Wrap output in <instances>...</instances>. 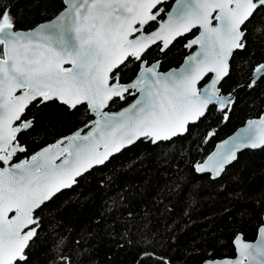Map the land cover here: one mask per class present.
<instances>
[{
    "label": "snow or ice",
    "instance_id": "1",
    "mask_svg": "<svg viewBox=\"0 0 264 264\" xmlns=\"http://www.w3.org/2000/svg\"><path fill=\"white\" fill-rule=\"evenodd\" d=\"M60 3L53 20L24 30L14 0H0V264H33L41 213L64 190L140 144L167 158L165 148L176 150L213 110L228 120L239 90L264 84V52L261 61L252 59L256 43L264 49V0H175L170 11L169 0ZM187 35L184 48L193 51L180 67L162 70L153 49L166 56ZM244 70L247 81L225 92L233 73ZM129 98L128 107L111 111ZM81 112L82 126L29 155L24 135L62 126ZM214 135L206 133L204 142ZM243 149H264V114L190 166L215 181ZM122 199L112 202L106 234L130 244L134 225ZM232 243L234 257L203 264H264V215L255 242L237 233ZM89 256L87 249L73 254L60 237L48 264H85ZM147 260L172 264L145 249L137 264Z\"/></svg>",
    "mask_w": 264,
    "mask_h": 264
},
{
    "label": "trees",
    "instance_id": "2",
    "mask_svg": "<svg viewBox=\"0 0 264 264\" xmlns=\"http://www.w3.org/2000/svg\"><path fill=\"white\" fill-rule=\"evenodd\" d=\"M61 9L60 0H14L12 10L19 14L20 27L30 29L53 18ZM183 40L179 39L166 56L153 49V58L164 62L162 70L181 64L188 52ZM252 52L253 61L262 60L264 49L259 43ZM131 75L128 73L125 79ZM249 75L250 70L233 73L225 92L237 83H245ZM131 100L118 101L111 109H119ZM237 100L228 120L213 110L191 136L178 142L176 150L165 148L167 158L161 155V149L140 144L118 155L106 168H98L78 187L64 190L41 213L43 232L33 264H48L60 237L65 238L73 254L89 250L85 264H137L145 249L170 259L172 264H203L209 257L235 256L232 241L236 234L254 240L264 214V149L240 152L238 162L229 165L215 181L195 173L190 164L203 160L217 141L247 119L260 116L264 111V84L254 91L239 90ZM81 118L82 112L62 126L49 125L46 131L38 128L39 135L28 133L22 140L29 151L35 150L82 126L78 123ZM211 129L215 135L205 143V134ZM181 149L187 156L181 154ZM121 198L124 214H132L130 244L106 234L105 225L114 218L112 202ZM144 264L157 262L147 260Z\"/></svg>",
    "mask_w": 264,
    "mask_h": 264
},
{
    "label": "water",
    "instance_id": "3",
    "mask_svg": "<svg viewBox=\"0 0 264 264\" xmlns=\"http://www.w3.org/2000/svg\"><path fill=\"white\" fill-rule=\"evenodd\" d=\"M174 3H175V1H174ZM174 3L172 4V6L174 5ZM172 6H171V8H172ZM171 8L169 9V11L171 10ZM54 17H55V16H54ZM54 17L51 18V19H49V20H46V21H44V22H41V23H39V24L49 22V21L53 20ZM39 24H38V25H39ZM38 25H36L35 27L30 28V29H34V28H36ZM24 30H29V29H24ZM188 50H191V49H188ZM191 52H192V51H191ZM191 52H189V53L184 57L183 61L181 62V64H180L179 66L171 67V68H169V69L180 67V66L185 62L186 57H187L188 55H190ZM169 69H167V70H169ZM167 70H164V71H167ZM132 102H133V101H131L129 104H131ZM129 104H127V105L121 107L120 109H118L117 111H113V112H119L122 108H126V107H128ZM261 114H264V111H263ZM261 114H260V115H261ZM258 117H259V116H258ZM258 117H253V118H249V119H247V120L245 121L244 124H242L241 126H239V127H238L234 132H232L230 135H228V136H226L225 138H223V139L217 141L216 144L214 145V148L212 149V151H211L208 155H210L211 153H213V152L217 149L218 145H220L223 141H226V140H228L230 137H233V136L236 134L237 131H239L241 128L245 127L246 122H247L248 120L256 119V118H258ZM53 142H54V141H53ZM53 142H51V143H53ZM51 143H49V144H51ZM38 150H39V149H38ZM38 150H37V151H38ZM244 150H246V149H243V150H241L240 152H242V151H244ZM252 150H258V149H252ZM240 152L237 153L238 156H239V153H240ZM208 155H207V156H208ZM207 156H206L203 160H205V159L207 158ZM203 160H198V161H203ZM234 162H235V161H233L232 164H233ZM227 167H228V166H227ZM199 175H204V174H199ZM263 215H264V214H263ZM257 239H258V232H257V235H256V237H255L254 240H246V239H245V240H246V242H255ZM235 255H236V251H235ZM233 257H234V256H233ZM223 258H224V257H223ZM216 259H220V258H216Z\"/></svg>",
    "mask_w": 264,
    "mask_h": 264
},
{
    "label": "flooded vegetation",
    "instance_id": "4",
    "mask_svg": "<svg viewBox=\"0 0 264 264\" xmlns=\"http://www.w3.org/2000/svg\"><path fill=\"white\" fill-rule=\"evenodd\" d=\"M174 1H175V0H169V3L166 4L165 7L169 10V9L171 8L172 4L174 3ZM194 31H195V30H194ZM191 38H192L191 35H187V39H184V40H183V41H184V45H185V43H187V41L190 40ZM187 51H188V52H187V54H188L189 52H191V51H193V50H192V49H191V50H188V49H187ZM187 54H186V55H187ZM131 101H133V100H131ZM131 101H130V102H131ZM130 102H129V103H130ZM129 103H128V104H129ZM126 105H127V104H126ZM124 106H125V105H124ZM120 108H121V107H120ZM120 108H119V109H120ZM117 110H118V109H111V111H117ZM213 130H214V129H211L209 132H211V131H213ZM214 131H215V130H214ZM65 135H66V134H65ZM58 138H59V137H58ZM58 138H57V139H58ZM55 140H56V139H55ZM55 140H53V141H55ZM53 141H51V142H53ZM51 142H48V143H45V144H49V143H51ZM43 145H44V144H43ZM43 145H42V146H43ZM42 146H40V147H42ZM40 147L36 148L35 150L29 151V155H31L33 152L37 151ZM20 159H24V157H23V156H20Z\"/></svg>",
    "mask_w": 264,
    "mask_h": 264
}]
</instances>
